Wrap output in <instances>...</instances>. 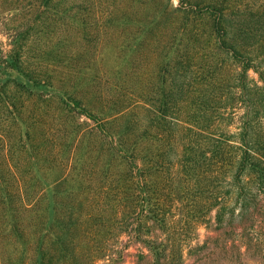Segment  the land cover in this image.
<instances>
[{"label":"trees","instance_id":"obj_1","mask_svg":"<svg viewBox=\"0 0 264 264\" xmlns=\"http://www.w3.org/2000/svg\"><path fill=\"white\" fill-rule=\"evenodd\" d=\"M114 1L36 0L40 47L0 58V264H203L223 233L264 264V6L179 0L143 21L162 44L81 74L91 28L135 20Z\"/></svg>","mask_w":264,"mask_h":264},{"label":"rangeland","instance_id":"obj_2","mask_svg":"<svg viewBox=\"0 0 264 264\" xmlns=\"http://www.w3.org/2000/svg\"><path fill=\"white\" fill-rule=\"evenodd\" d=\"M119 3L118 0L114 1ZM179 0H130L125 3V10L130 12L128 15L133 22L130 20H119V23L128 27V30L125 32L126 37H110L106 35H100L98 33L97 26L92 27L89 33V37H93L98 40V46L96 48V44L94 41L89 43V52L87 53V58H77L80 61L81 74H85L86 76H94L95 73L99 74L100 70L103 68L107 70L109 74L117 73V71L121 72L128 67L129 58L132 57L138 45L141 41L146 38V33L155 25L156 21L153 23L146 24L143 21L147 20H158L160 17L166 20L165 10L168 7H174L178 4ZM244 9L256 8L258 6H264V0H240V2ZM38 3L36 0H0V58H6L11 52L15 49L19 50V41L22 37L26 36L29 32V29L34 28V32L32 30L31 39H29L24 44V51L29 52V56H34L33 48L38 49L40 47V43L37 41V30H36V20H37V10L36 8ZM122 6V5H121ZM134 12H139L140 15L136 18ZM122 14V13H121ZM164 17V18H163ZM144 19L142 22L136 23V19ZM147 19V20H146ZM161 19V21H162ZM118 24V23H117ZM128 25V26H126ZM160 25L159 29L164 27V23L157 24ZM130 29V30H129ZM148 35V43L151 44H162V40H156V37L152 35V37ZM150 38V39H149ZM18 42V44H17ZM121 44V45H120ZM121 46L119 49L117 46ZM61 46V43H59ZM84 46V45H83ZM83 46L81 48H83ZM122 48L124 49L122 51ZM54 53H56L57 46H53ZM50 58H44V60L50 63L51 69L55 70L57 73L64 71V64L67 61H72L71 59L76 58H54L53 51L51 50ZM53 54V55H52ZM138 54V53H136ZM139 56V54H138ZM53 57V58H51ZM33 59V58H31ZM37 59V58H35ZM154 58H152V61ZM16 76V73H15ZM200 235L197 236L201 242L206 240L207 237V229L202 227L199 229ZM254 233V237L264 235V232ZM215 234V233H213ZM231 233L225 234L223 233L221 236L217 238H213L212 240H208V246L205 244L204 249L209 253L208 261L203 264H218V263H228L229 258L232 257L234 253V246L232 240L236 237L235 235H230ZM235 236V237H234ZM125 239V238H123ZM264 238L259 239L261 243L264 245ZM232 251V253H231ZM129 264V263H128ZM249 264H256L254 262H250Z\"/></svg>","mask_w":264,"mask_h":264}]
</instances>
